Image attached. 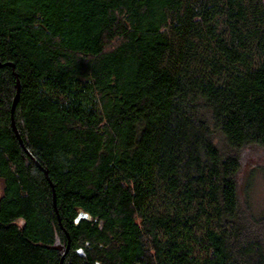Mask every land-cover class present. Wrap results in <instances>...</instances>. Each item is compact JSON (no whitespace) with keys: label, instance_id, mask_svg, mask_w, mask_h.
I'll return each instance as SVG.
<instances>
[{"label":"trees","instance_id":"obj_1","mask_svg":"<svg viewBox=\"0 0 264 264\" xmlns=\"http://www.w3.org/2000/svg\"><path fill=\"white\" fill-rule=\"evenodd\" d=\"M248 146L264 0H0V264H264Z\"/></svg>","mask_w":264,"mask_h":264},{"label":"rangeland","instance_id":"obj_2","mask_svg":"<svg viewBox=\"0 0 264 264\" xmlns=\"http://www.w3.org/2000/svg\"><path fill=\"white\" fill-rule=\"evenodd\" d=\"M240 156L237 178L239 201L243 206L248 202L251 212L260 216L264 212V149L248 146L241 151ZM18 224L22 226V221H18Z\"/></svg>","mask_w":264,"mask_h":264},{"label":"water","instance_id":"obj_3","mask_svg":"<svg viewBox=\"0 0 264 264\" xmlns=\"http://www.w3.org/2000/svg\"><path fill=\"white\" fill-rule=\"evenodd\" d=\"M9 65L12 67V69H13V73H14V75L17 77V74H16L15 71H14V66H13V64H9ZM16 86H17V94H18V93H19V89H20V86H19V82H18V80H17V82H16ZM11 114H12V116H13V110H12ZM16 135H17V137L19 138V135H18L17 131H16ZM45 175H46V177H47V180L49 181L48 176H47L46 173H45ZM49 183L51 184L50 181H49ZM54 197H55V195H54ZM54 203H55V199H54ZM56 214H57V211H56ZM84 217H86L85 214H82V213L79 214V215L77 216V218H76V222L79 221L81 218H84ZM58 220H59V218H58ZM59 222H60V220H59ZM67 237H68V235H67ZM68 250H69V242H68V245H67V247H66V250L64 251V253H63L62 256H61V259H60V263H59V264H62V263H63L64 257H65V255L67 254ZM78 254H79V255H83L82 251H78Z\"/></svg>","mask_w":264,"mask_h":264}]
</instances>
